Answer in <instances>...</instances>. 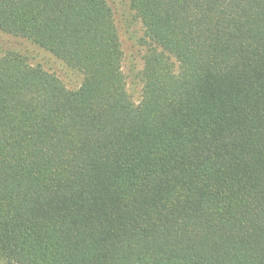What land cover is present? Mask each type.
<instances>
[{
    "label": "trees",
    "instance_id": "1",
    "mask_svg": "<svg viewBox=\"0 0 264 264\" xmlns=\"http://www.w3.org/2000/svg\"><path fill=\"white\" fill-rule=\"evenodd\" d=\"M141 101L106 0H0V262L264 264V0H130Z\"/></svg>",
    "mask_w": 264,
    "mask_h": 264
},
{
    "label": "rangeland",
    "instance_id": "2",
    "mask_svg": "<svg viewBox=\"0 0 264 264\" xmlns=\"http://www.w3.org/2000/svg\"><path fill=\"white\" fill-rule=\"evenodd\" d=\"M114 13L119 30L121 47L124 52L122 71L126 78L127 90L135 103L142 97L143 85L139 73L143 68V56L148 50L144 44V27L131 7L130 0H106ZM14 51L25 57L32 66H40L56 75L64 85L75 90L80 87L82 77L70 70L62 61L32 42L0 31V57ZM0 264H4L0 262Z\"/></svg>",
    "mask_w": 264,
    "mask_h": 264
}]
</instances>
